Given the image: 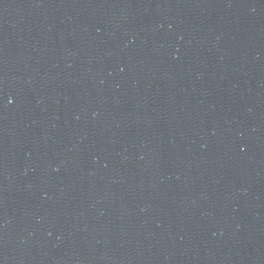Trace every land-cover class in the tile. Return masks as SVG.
<instances>
[{
    "label": "water",
    "instance_id": "1",
    "mask_svg": "<svg viewBox=\"0 0 264 264\" xmlns=\"http://www.w3.org/2000/svg\"><path fill=\"white\" fill-rule=\"evenodd\" d=\"M0 264H264V0H0Z\"/></svg>",
    "mask_w": 264,
    "mask_h": 264
}]
</instances>
